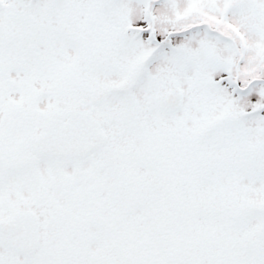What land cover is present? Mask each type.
<instances>
[{
  "label": "snow or ice",
  "instance_id": "6c2138e0",
  "mask_svg": "<svg viewBox=\"0 0 264 264\" xmlns=\"http://www.w3.org/2000/svg\"><path fill=\"white\" fill-rule=\"evenodd\" d=\"M0 264H264V0H0Z\"/></svg>",
  "mask_w": 264,
  "mask_h": 264
}]
</instances>
